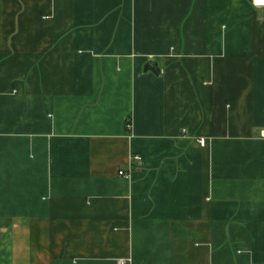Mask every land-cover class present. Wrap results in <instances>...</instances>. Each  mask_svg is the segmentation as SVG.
<instances>
[{"label": "crops", "instance_id": "crops-1", "mask_svg": "<svg viewBox=\"0 0 264 264\" xmlns=\"http://www.w3.org/2000/svg\"><path fill=\"white\" fill-rule=\"evenodd\" d=\"M263 131L264 0H0V264H264Z\"/></svg>", "mask_w": 264, "mask_h": 264}, {"label": "built area", "instance_id": "built-area-1", "mask_svg": "<svg viewBox=\"0 0 264 264\" xmlns=\"http://www.w3.org/2000/svg\"><path fill=\"white\" fill-rule=\"evenodd\" d=\"M263 137H264V131L262 132ZM200 144L201 146L205 147L206 145V141L204 139H200ZM141 157L140 156H134L132 157V161H140ZM119 175L122 177H128V174H126L124 171H120ZM131 263V259H120L118 260V264H130Z\"/></svg>", "mask_w": 264, "mask_h": 264}, {"label": "water", "instance_id": "water-1", "mask_svg": "<svg viewBox=\"0 0 264 264\" xmlns=\"http://www.w3.org/2000/svg\"><path fill=\"white\" fill-rule=\"evenodd\" d=\"M145 70H152L153 72L157 73L160 72V69L156 63H149Z\"/></svg>", "mask_w": 264, "mask_h": 264}, {"label": "trees", "instance_id": "trees-1", "mask_svg": "<svg viewBox=\"0 0 264 264\" xmlns=\"http://www.w3.org/2000/svg\"><path fill=\"white\" fill-rule=\"evenodd\" d=\"M128 123L130 124V121Z\"/></svg>", "mask_w": 264, "mask_h": 264}]
</instances>
